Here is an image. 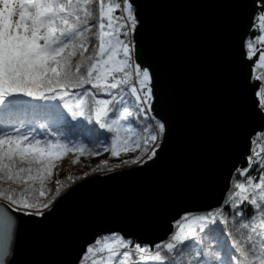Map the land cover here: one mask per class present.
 I'll return each mask as SVG.
<instances>
[{
  "label": "snow or ice",
  "instance_id": "snow-or-ice-1",
  "mask_svg": "<svg viewBox=\"0 0 264 264\" xmlns=\"http://www.w3.org/2000/svg\"><path fill=\"white\" fill-rule=\"evenodd\" d=\"M94 2L0 0V180L23 186L18 193L0 188V264H6L11 255L17 227V217L8 209L42 215L55 199H47L52 193L45 187L53 175L54 162L69 151L84 149L82 143L70 147L65 110L73 121L83 117L91 123L94 117L99 129L114 133L112 157L139 151L150 153L148 159H153L160 147L165 124L153 114L150 68L138 63L135 55L134 33L140 21L134 2L109 0L106 4L99 0L97 30L84 37L93 27L90 19L94 17ZM252 29L259 31L254 40L264 45V0L256 4ZM78 38L79 47L85 51L86 40L94 38L97 45L95 54L77 62L73 70L70 58L75 55L74 42ZM247 49L251 60L257 55L252 39ZM258 67H264V48L258 52L253 72ZM254 79L264 81V74ZM73 89L79 91H70ZM256 96L264 108V85ZM24 98L36 102H55L59 98L63 107L57 103H29ZM110 115L115 118L109 121ZM261 137L264 131L256 133L252 144L256 145ZM258 147L259 151L251 149L247 166L236 169L238 182L217 211L198 216L184 214L180 220L186 223L174 222L177 230L168 242L154 245L142 246L115 232L102 234L86 245L78 264H264V145ZM141 159L137 156L132 162ZM254 165H258V177L249 175ZM55 183L58 195L66 182ZM223 208H228V215L234 219L232 230L225 231L228 220ZM248 208H252V216H248ZM247 229L251 231L240 235ZM218 233L228 242L218 239ZM205 236L214 242L209 245L204 241L209 251L198 248L194 257L186 259L192 256L187 251L191 245H199ZM221 246L227 259L218 250Z\"/></svg>",
  "mask_w": 264,
  "mask_h": 264
},
{
  "label": "water",
  "instance_id": "water-1",
  "mask_svg": "<svg viewBox=\"0 0 264 264\" xmlns=\"http://www.w3.org/2000/svg\"><path fill=\"white\" fill-rule=\"evenodd\" d=\"M137 62L153 77V114L165 124L153 159L94 174L40 216L17 217L6 264H78L88 243L119 233L165 241L183 214L220 207L252 137L264 130L245 39L258 0H133ZM7 205V202H4Z\"/></svg>",
  "mask_w": 264,
  "mask_h": 264
},
{
  "label": "trees",
  "instance_id": "trees-1",
  "mask_svg": "<svg viewBox=\"0 0 264 264\" xmlns=\"http://www.w3.org/2000/svg\"><path fill=\"white\" fill-rule=\"evenodd\" d=\"M109 0H105V3L107 4ZM98 7H99V0H95L93 4L94 8V17L90 19V24L93 26L89 32L84 33V37L90 36L93 32H95L96 25L99 22L98 19ZM259 35L258 30L250 29L246 39H245V50L246 54L248 52L247 49V42L249 39H252L254 41V51L256 52L260 48V43L258 41H255L254 38ZM81 38H78L74 43L76 44V48L74 49L75 55L70 58L71 63L73 65V70H75V64L77 62H82L86 61L88 57L93 56L96 51V45H97V40L96 39H91L90 41H85L87 43V50L85 51L84 49L79 47ZM73 49L70 47L69 51H72ZM86 88H90V85L85 86ZM72 92H77L79 89H73L70 90ZM29 101V103H57L60 105V107H63V101H61L59 98L55 102H36L32 101L31 98H24ZM86 99H91L90 97H87ZM74 103V101H73ZM66 118H67V125H66V130L67 134L69 137V141L72 143L70 144V147L82 143L84 145L83 150H76V151H69L63 156L61 159L57 160L54 162V168H53V175L49 181L46 182V189H50L52 195H50L47 199H51L52 196H55V199L62 194L64 191H66L71 185L75 184L76 182L80 181L81 179L98 174V172H101L103 174L109 173L118 169H123L127 168L130 166L138 165L143 163L148 159V155H146V158H144V154L141 152H128L124 153L121 152L118 157H112L111 156V138L114 135V133H109L107 129H99V126L95 124L94 117L92 122L90 123L87 119L83 117H78L76 121L71 120L70 114L66 113ZM118 116V113L116 114ZM115 118L112 115L109 116V121ZM82 121V123H81ZM127 126V125H125ZM134 127V126H133ZM137 129L134 128V131ZM256 138V135L252 137V140ZM106 141V143H104ZM67 142V141H66ZM160 142V141H159ZM259 145H264V137L257 138V144L255 147H257V151H259ZM107 147L108 150L104 151L103 148ZM99 149V151H97ZM95 153V154H94ZM141 156L142 159L138 163H133L132 161L137 157ZM75 161V163H73ZM127 161V163H125ZM27 166V165H23ZM236 173V172H235ZM235 173L233 174L230 188L224 198V201L222 205L218 208H221L226 201V199L231 195V190L233 188L234 183L238 182L237 177L235 176ZM249 175L258 177L259 171H258V165L253 166V170L249 172ZM71 176L72 180L68 181L67 178ZM56 180H61L62 183L61 185V191L58 195L55 194V188H56ZM240 182H242V178H240ZM258 182V179H257ZM21 185L14 184L12 182H8L7 180H0V188L4 189L5 191L12 190L14 192H20L22 191ZM47 199H44L43 202H47ZM54 199V200H55ZM53 200V202H54ZM7 202V201H5ZM53 204V203H52ZM217 208V209H218ZM217 209H212L204 212H195V213H188L190 216H198V215H204L210 211H217ZM46 210V209H45ZM44 211V210H42ZM223 213L225 215V219L228 220V226L225 228V231L232 230V225L234 223V219L232 216L228 215L229 209L228 208H223ZM248 216H252V208H248L247 211ZM183 216V215H182ZM181 216V217H182ZM180 217V218H181ZM180 218L178 220H180ZM180 222L183 224V220H180ZM256 223L258 224L259 221L257 219ZM223 227V226H221ZM176 227L173 223V232L171 234H174L176 232ZM251 229L245 230L244 233H241L240 235H244L247 232H250ZM170 234V235H171ZM170 235L167 237V239L164 242H168ZM217 238L225 241L226 243L228 242L225 237L220 235L219 233L217 234ZM209 245H212L214 242L209 239L208 237H204V240L200 242L199 245L197 244H192L191 247L187 250L192 254L191 257L186 256L187 258H192L195 255V252L199 248L202 251H209V248L205 246V242ZM143 246V245H142ZM219 252L226 257V252L225 248L223 246L219 247Z\"/></svg>",
  "mask_w": 264,
  "mask_h": 264
},
{
  "label": "built area",
  "instance_id": "built-area-1",
  "mask_svg": "<svg viewBox=\"0 0 264 264\" xmlns=\"http://www.w3.org/2000/svg\"><path fill=\"white\" fill-rule=\"evenodd\" d=\"M264 74V67H262L259 71L255 73L252 72V78L254 79L255 76H259ZM255 80V79H254ZM261 84H264V81H259Z\"/></svg>",
  "mask_w": 264,
  "mask_h": 264
},
{
  "label": "rangeland",
  "instance_id": "rangeland-1",
  "mask_svg": "<svg viewBox=\"0 0 264 264\" xmlns=\"http://www.w3.org/2000/svg\"><path fill=\"white\" fill-rule=\"evenodd\" d=\"M262 45H260V47H261ZM255 74H256V70H255ZM261 89H259V91H260ZM257 97V96H256ZM257 99H258V103H259V97H257ZM259 107L261 108V106H260V104H259ZM263 111H264V108H261ZM144 158H146V155L144 156ZM131 167V166H130ZM128 168V167H127ZM98 174H103V173H101V172H98ZM106 174V173H105ZM84 179V178H83ZM82 180V179H81ZM72 186V185H71ZM193 213H195V212H193ZM186 214H188V213H186ZM183 223H186L185 221H183Z\"/></svg>",
  "mask_w": 264,
  "mask_h": 264
}]
</instances>
